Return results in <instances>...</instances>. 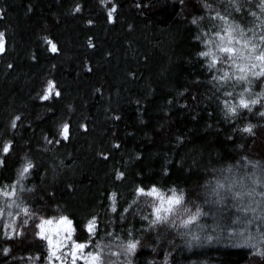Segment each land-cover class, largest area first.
I'll use <instances>...</instances> for the list:
<instances>
[{
  "label": "trees",
  "instance_id": "1",
  "mask_svg": "<svg viewBox=\"0 0 264 264\" xmlns=\"http://www.w3.org/2000/svg\"><path fill=\"white\" fill-rule=\"evenodd\" d=\"M259 5L260 0H0V149L11 144L8 153L0 150V192L14 188L21 207L11 231L3 215L9 202L0 194V264H48L46 242L33 223L62 216L72 221L75 241L88 245L86 253L103 245L124 250L138 241L117 264H264L255 254L264 250L260 237L234 239L241 213L226 195L221 199L211 190L225 175L264 180V106L237 108L235 115L225 107L237 104L245 87L255 98L264 86L251 76V85L233 80L220 86L213 75L231 69L218 64L219 71L209 70L197 55L206 50L203 41L225 26L214 18L217 12L260 43L264 28L251 15L264 18ZM49 81L60 95L44 100ZM64 123L67 140L60 136ZM249 125L252 132L243 131ZM28 161L33 168L20 179ZM152 186L165 193L183 190L186 206L206 215L191 229L181 224L183 212L152 225L155 202L136 192ZM253 230L264 234V220Z\"/></svg>",
  "mask_w": 264,
  "mask_h": 264
},
{
  "label": "snow or ice",
  "instance_id": "2",
  "mask_svg": "<svg viewBox=\"0 0 264 264\" xmlns=\"http://www.w3.org/2000/svg\"><path fill=\"white\" fill-rule=\"evenodd\" d=\"M260 8L261 12L264 13V0H260ZM239 7L236 8V11H239ZM76 12L80 11V8L77 7L75 9ZM116 11L115 7H112L109 12L108 16L109 19H112L113 13ZM251 15L256 18L258 21L257 26L264 28V18H261L257 15L256 12H252ZM216 19L224 21V27L215 32L214 38L208 39L203 41L206 50L200 51L197 55L201 59L207 60V67L209 70L217 69V65H227L229 70H224L220 75H213L212 79L217 82L220 86H224L231 81H236L237 83H246L248 85L252 84V79L262 81V86H264V32H262L258 39L260 43H256L254 39L245 38L246 33L245 30L240 27L239 24H230L227 21L226 16L220 15L219 12L216 13ZM193 24H197V19L192 20ZM248 32H252L253 36L255 37V31L253 28H249ZM223 33V34H222ZM237 34L240 38H244L243 44H241V40L237 38ZM46 42L50 45L51 51L56 52L57 46L51 40L47 38ZM197 40H200V36L196 37ZM91 46V43H90ZM5 51V34L0 32V54H3ZM11 67V66H10ZM219 71V69H217ZM250 76L252 79H250ZM245 93L248 94V98H246ZM59 96V91L56 90V86L54 82L49 81L47 88L45 89L44 95L41 97L44 100H48L51 98L52 95ZM227 96H231L232 92L225 91L224 93ZM252 97V90L250 87H245L242 92L239 93V101L237 104L233 105L229 102L225 103V107L229 114L235 115L237 113V108L247 109L249 112L252 111L253 107L261 104L264 106V91H260L256 94L255 98ZM260 116H264V111L259 112ZM20 117L17 116L12 123V127H16V120H19ZM252 125L244 128L243 131L245 132H252ZM69 124L64 123L60 129V136L67 140L69 138ZM52 143L51 140L48 141ZM59 141H57L58 143ZM11 148V144L3 145L2 150L4 153H8ZM2 162V161H0ZM33 168V164L31 161H28L24 167L20 170V179L25 177V174ZM228 172H231L232 169H227ZM123 177V173H120L117 176V179H121ZM249 184H245L244 178L241 177L239 180L232 179L231 177L225 175L216 179L214 186L212 187V192L218 196L223 198L221 193L227 192L230 194L234 199L243 202L245 197H248L251 203L246 205L245 207L241 208V211L245 214V218L247 217L248 212H256V207H252V204H256L259 207L264 200H256L255 197H264V180L259 179L252 174L247 177ZM257 186H259L262 190L257 191ZM138 196H147L151 197L152 200L155 202L153 203V216L154 219L151 221L152 225H156L158 223H168L170 217L178 216L181 212L187 214V218L181 221L183 227L187 228L189 225L195 224L202 215H206L203 213L202 210L197 207L196 210L193 212L189 209L185 204V194L183 190L177 191L176 188H172L169 190L168 193L162 192L156 186H152L151 188L145 190L143 187H138L137 190ZM5 197L14 196L15 189L11 192L3 191L0 192ZM112 200V211L116 212V194L113 193L111 196ZM11 206V205H9ZM27 212V209L24 210ZM11 215V213H9ZM259 218V217H257ZM145 219H148L145 217ZM27 221H25L26 223ZM240 223H247L251 224L253 221L251 219H245L244 221H237ZM53 223L52 220H42L40 224L37 225L40 228V233H38L41 239H46L50 246H54L57 250L60 248V243L57 241L53 244L51 238L45 235V225H51ZM59 223L66 224L68 227L65 231L68 232V237L71 238V233L74 229L71 228L72 221L69 220L67 217H61ZM174 223V221H173ZM96 225L95 218L88 222V230L90 234L94 232ZM11 227V225H9ZM193 239H198L197 236H194ZM211 239V237H208ZM260 243H264V234L260 236ZM139 242H129L125 248V254L132 253L135 251L137 244ZM250 247L256 248V244L249 245ZM88 247L86 243H76L73 241V249L69 253H64V256L71 255L72 257V264H75L76 259L83 255V250ZM256 255L264 257V250L257 249ZM111 255H119V253H111ZM52 257L56 259H61V256H57L56 252L53 251L51 253ZM86 260V264H106L104 259V254L102 251L97 252H89L84 257Z\"/></svg>",
  "mask_w": 264,
  "mask_h": 264
},
{
  "label": "rangeland",
  "instance_id": "3",
  "mask_svg": "<svg viewBox=\"0 0 264 264\" xmlns=\"http://www.w3.org/2000/svg\"><path fill=\"white\" fill-rule=\"evenodd\" d=\"M241 44H243V40H241ZM242 177L244 178L245 184L250 183V181H248V179H247V176H242ZM240 178L241 177H238V179H235V180H239ZM258 188H259V186H257V191H259ZM221 195L223 196V198L226 195V198H229V200L232 203H234L233 207H235V210L241 213L240 220H238V221H244L245 219H251L253 221L251 224L236 222L237 223L236 225L239 226L238 227L239 230L237 232H235V234L232 232L233 238L240 240V241H245V240L255 241V240H257L260 237V236H258V232L255 230H253L251 232V231H249V229L251 228V226H254L255 223H258V221L263 222V220H264V203H262L259 207H257L256 204H252V207H256V212L255 213L248 212L247 217L245 218V214L241 211V208H243L246 205H248L249 203H251V201L249 200L248 197H245L243 202H241V201L234 199L227 192H222ZM219 198H221V197H219ZM6 199H8L7 201L9 203H7V207L5 208L3 215L6 216L5 223L11 225V227H9V225H8V227L12 231L14 228V225H16V223H17V219L21 215V213H19V212H21V207L19 205H17L13 196L6 197ZM255 199L256 200H264V197L257 196V197H255ZM9 205H11V206H9ZM9 213H11V215H9ZM257 217H259V218H257ZM60 218L40 219L38 221V223L37 222L33 223V225L35 224V229H36L37 235L40 236L38 233H40L41 230H40V228L37 227V225L40 224L42 220H52L53 221V223L51 225H45L44 226L45 235L48 236L49 238H51V240L53 241V244H55L57 241H59L60 248H59V250H57L54 246H50L46 239H43V240H45L46 246H47V251H48L47 253L48 254H47L46 259L48 261V264H72L71 255L64 256L63 254L69 253L73 249V241H75L74 231L71 233V238H67L69 234L67 231H65V229L68 226L66 224L59 223ZM192 225H189L188 229H191ZM71 228L73 229L72 224H71ZM194 236H196V234ZM75 242L78 243L77 241H75ZM53 251L56 252L57 256H61L62 258L56 259L55 257H52L51 253ZM99 251L103 252L106 264H117V261H119L118 257L121 256L122 254H124V250H121V249L115 248V247H111L109 245L101 246L99 248ZM114 252L119 253V255H111V253H114ZM86 255H87V253L85 252V250H83V255L76 259L75 264H86V260L84 258Z\"/></svg>",
  "mask_w": 264,
  "mask_h": 264
}]
</instances>
